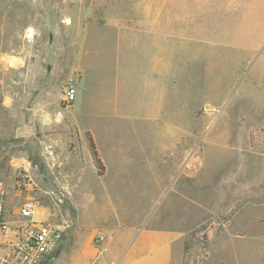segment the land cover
<instances>
[{"label": "rangeland", "instance_id": "1", "mask_svg": "<svg viewBox=\"0 0 264 264\" xmlns=\"http://www.w3.org/2000/svg\"><path fill=\"white\" fill-rule=\"evenodd\" d=\"M140 1L0 0L4 209L37 200L51 221L71 220L92 240L105 235L113 210L128 222L148 211L155 227L177 233V264H264V0H174L177 11L185 1L189 10L168 40L191 72L186 98L192 115L178 103L183 113L174 120L182 149L176 157L173 141L161 139L159 187H150L139 168L135 179L124 181L130 192L137 189L130 196L85 197L71 184L70 197L62 187L67 181L60 173L74 167L63 163L62 151L74 152L79 139L67 114L62 130L50 117L67 106L82 26L151 7ZM60 135L70 146L44 147ZM88 178L84 183H98ZM149 187L154 196H141Z\"/></svg>", "mask_w": 264, "mask_h": 264}, {"label": "crops", "instance_id": "2", "mask_svg": "<svg viewBox=\"0 0 264 264\" xmlns=\"http://www.w3.org/2000/svg\"><path fill=\"white\" fill-rule=\"evenodd\" d=\"M143 3H151V7L104 18L103 23L88 19L82 26L72 71L80 77L75 93L64 110L60 108L50 117L51 126L62 130L63 114H67L79 139L74 152L62 151L63 163L74 166L60 173L70 197L71 184L72 189L83 190L85 197L133 195L136 187L132 193L124 181L135 179L138 168L150 187L154 182L159 187L161 139L169 144L173 141L174 156L182 149L176 140L174 118L183 113L179 102L185 115H192L191 99L186 98L192 76L188 64L177 60V46L168 40V33L175 24L178 28L181 15L189 10L186 1L181 2L185 9L180 11L174 8V0H141L137 4L142 7ZM87 132L104 167L101 176L88 150ZM66 146L70 144L62 135L44 144L49 150ZM75 153L79 155L76 159ZM89 176H95L98 183H84ZM150 187L140 190V195L154 196ZM112 212L117 214L115 220L104 223L108 224L104 234L112 235L110 241L97 244L73 224L45 264H177L176 232L155 227V221L147 219L148 211L133 222L124 220L119 210Z\"/></svg>", "mask_w": 264, "mask_h": 264}, {"label": "built area", "instance_id": "3", "mask_svg": "<svg viewBox=\"0 0 264 264\" xmlns=\"http://www.w3.org/2000/svg\"><path fill=\"white\" fill-rule=\"evenodd\" d=\"M79 78L77 73L69 78L64 93L67 103L75 93ZM16 185L20 190V184ZM7 191L8 188L0 176V264H45L59 248L73 222L51 221L39 201L34 199L23 201L15 211L5 210L3 198ZM7 216H11L13 220H8ZM111 239L112 235L105 234L97 236L94 241L104 244Z\"/></svg>", "mask_w": 264, "mask_h": 264}, {"label": "trees", "instance_id": "4", "mask_svg": "<svg viewBox=\"0 0 264 264\" xmlns=\"http://www.w3.org/2000/svg\"><path fill=\"white\" fill-rule=\"evenodd\" d=\"M85 136L88 142V150L92 156L94 168L96 169L97 175L101 176L104 171V167L96 150L95 144L93 142L91 135L88 132L85 134Z\"/></svg>", "mask_w": 264, "mask_h": 264}, {"label": "water", "instance_id": "5", "mask_svg": "<svg viewBox=\"0 0 264 264\" xmlns=\"http://www.w3.org/2000/svg\"><path fill=\"white\" fill-rule=\"evenodd\" d=\"M51 40H52V34L50 33L49 34V41L51 43ZM29 160L32 162L33 165H35V161L29 156Z\"/></svg>", "mask_w": 264, "mask_h": 264}]
</instances>
